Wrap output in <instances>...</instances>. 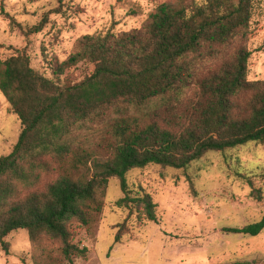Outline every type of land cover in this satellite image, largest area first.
Here are the masks:
<instances>
[{"label": "trees", "instance_id": "16d2710c", "mask_svg": "<svg viewBox=\"0 0 264 264\" xmlns=\"http://www.w3.org/2000/svg\"><path fill=\"white\" fill-rule=\"evenodd\" d=\"M254 3H164L141 29L84 36L64 62L50 65V77L33 70L25 54L0 62V92L22 126L12 152L0 158L4 251V239L24 230L32 245L46 244L35 264H74L89 253L73 243L74 233L93 224L108 180H118L123 197L115 205L128 209L127 218L135 208L155 222L156 204L130 189L129 173L150 165L183 170L209 152L264 144V82L248 81L246 48L226 54L247 34ZM204 60L219 65L202 74ZM81 63L93 72L72 81L68 71ZM189 88L193 96L186 100ZM95 120L105 123L109 140L86 145L74 133ZM44 178L51 179L43 184ZM251 196L263 198L255 190ZM262 230L264 217L229 231L257 236Z\"/></svg>", "mask_w": 264, "mask_h": 264}, {"label": "rangeland", "instance_id": "374dc122", "mask_svg": "<svg viewBox=\"0 0 264 264\" xmlns=\"http://www.w3.org/2000/svg\"><path fill=\"white\" fill-rule=\"evenodd\" d=\"M174 2L0 0V62L25 54L33 70L50 77V65L64 62L84 36L141 29L160 5ZM44 18L43 30L28 35V29ZM242 46L250 53L248 81L264 82V0H255L247 34L233 41L226 54ZM218 65L219 61L204 60L199 70L205 74ZM92 72L90 64L81 63L68 75L79 82ZM192 89L185 91L184 99L193 96ZM86 126L74 133L84 144L109 140L103 121ZM21 130L0 92V158L12 152ZM50 179L44 178L42 183ZM127 181L134 193L150 195L157 206L156 221H146L142 210L135 208L127 218L128 209L115 205L123 197L119 182L108 180L93 224L78 227L74 233L73 243L89 250L86 259H76L74 264H264V230L257 236L229 231L264 217V144L209 152L183 170L150 165L129 173ZM254 190L263 195L261 201L251 196ZM121 224H125L123 229L118 228ZM118 232L121 241L115 244ZM4 242L8 248L5 252L0 244V264H35L34 255L46 245H32L24 230L10 233Z\"/></svg>", "mask_w": 264, "mask_h": 264}]
</instances>
